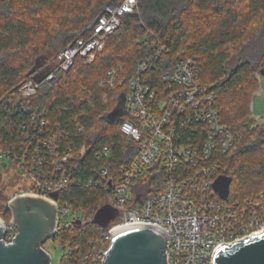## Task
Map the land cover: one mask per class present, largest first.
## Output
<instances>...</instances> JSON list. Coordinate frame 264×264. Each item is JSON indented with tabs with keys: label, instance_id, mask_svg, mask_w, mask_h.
I'll use <instances>...</instances> for the list:
<instances>
[{
	"label": "trees",
	"instance_id": "trees-1",
	"mask_svg": "<svg viewBox=\"0 0 264 264\" xmlns=\"http://www.w3.org/2000/svg\"><path fill=\"white\" fill-rule=\"evenodd\" d=\"M115 1L0 0V147L24 159L42 138L34 125L43 120V136L57 135L60 151L71 147L66 167L80 182L58 195L59 206H69L71 215L67 226L51 237L62 247L61 264L81 263L108 229L91 222L106 199L104 183L122 180L139 146L120 130L129 114L114 121L106 115L127 93L130 76L139 60L152 53L154 39L167 49L149 71L156 88H164L160 75L166 67L189 57L199 64L198 81L215 94V106L232 136V145L217 151L231 178L228 203L264 193V125L258 127L249 111L259 87L256 72L264 65V0H137L92 62L76 56L67 71L55 72L53 83H42L30 99L19 97L18 84L77 36H89L95 17ZM50 21L58 26L54 33ZM41 32L48 37L42 39ZM36 39L41 41L35 44ZM48 69L42 67L35 78L40 80ZM110 70L116 74L113 85L104 82ZM83 146L88 151L81 155ZM102 169L108 171L104 177ZM162 178L159 161L146 167L130 186L128 204L135 205V192L160 191ZM1 211L9 219V210Z\"/></svg>",
	"mask_w": 264,
	"mask_h": 264
},
{
	"label": "built area",
	"instance_id": "built-area-1",
	"mask_svg": "<svg viewBox=\"0 0 264 264\" xmlns=\"http://www.w3.org/2000/svg\"><path fill=\"white\" fill-rule=\"evenodd\" d=\"M136 7L137 0H116L105 5L95 17L89 36L79 35L60 48L51 61L42 65L49 69L40 80L35 74L42 67L18 84L19 97L30 99L42 83H53L55 72L67 71L76 56L92 62L96 53L103 50L106 37L120 25L121 17ZM152 47V53L139 60L130 76L125 94L126 114L130 118L120 124L121 132L138 144V152L124 169L121 181L109 179L104 183L108 193L103 203L117 209L118 214L111 221L116 222L107 226L97 247L77 264H103L112 232L133 224L152 225L166 233L167 264H213L217 246L264 229V193L227 203L228 199L222 200L214 189L215 179L225 171L217 151H226L232 145V136L215 106L214 92L198 81L199 64L189 57H180L161 73L164 88H156L149 71L167 49L158 39L153 40ZM115 76V71L110 70L104 82L113 85ZM35 118L33 114L31 119ZM34 127H40L42 138L32 151L24 153V159L0 147V181L11 160L17 161L14 164L29 180L28 187L6 198L0 209L10 212L9 202L19 194L49 199L57 207L56 233L58 227L67 226L71 215L70 207L59 206L58 198L53 199L51 193L59 195L60 190L80 182L72 178L66 167L73 157L71 147L60 151L57 135L43 136V120ZM87 151L83 146L80 154ZM107 152L104 148V154ZM156 161L162 167L161 190L149 195L135 192V205L128 204L133 181ZM107 174V169L100 172L102 177ZM0 221L6 229L3 241L12 243L18 228L12 223L11 212L5 219L0 211ZM42 248L45 250L43 245Z\"/></svg>",
	"mask_w": 264,
	"mask_h": 264
},
{
	"label": "water",
	"instance_id": "water-1",
	"mask_svg": "<svg viewBox=\"0 0 264 264\" xmlns=\"http://www.w3.org/2000/svg\"><path fill=\"white\" fill-rule=\"evenodd\" d=\"M126 95L121 93L117 106L106 117L114 121L126 114ZM231 178L219 175L214 189L222 200H227ZM53 199L58 192L51 193ZM12 223L18 228L12 243H5V225L0 221V264H50V256L42 245L55 235V203L49 199L19 194L9 202ZM118 211L107 203L94 212L91 222L107 227ZM81 223L80 219L76 220ZM166 233L152 225L133 224L115 229L103 264H167ZM213 264H264V229L260 233L222 243L214 250Z\"/></svg>",
	"mask_w": 264,
	"mask_h": 264
},
{
	"label": "rangeland",
	"instance_id": "rangeland-1",
	"mask_svg": "<svg viewBox=\"0 0 264 264\" xmlns=\"http://www.w3.org/2000/svg\"><path fill=\"white\" fill-rule=\"evenodd\" d=\"M254 19L252 20V22ZM50 33H54L58 26L54 23L49 24ZM48 34V32H47ZM44 32L40 33V37L47 38L48 35ZM67 36V35H66ZM65 37V36H64ZM41 39L34 40V43L37 44ZM63 43H59V47L62 46ZM41 54L36 53L35 57H39ZM120 66V65H119ZM257 83H259V87L257 90L253 92V95L250 100L249 111L251 113L250 118L255 120V124L259 127L264 125V65L259 68L256 72ZM106 93L102 94L104 99H107ZM254 124V125H255ZM29 180L26 175L20 173L16 164L12 163L8 165L3 171L0 181V204L4 203L6 198H10L14 196L20 190H23L25 187H28ZM133 188L130 187V191L132 192ZM228 203V201H226ZM2 206V205H1ZM2 208V207H0ZM1 211V209H0ZM45 250L48 252L50 256V264H61V256H62V247L58 241H53L49 238L45 242L44 246Z\"/></svg>",
	"mask_w": 264,
	"mask_h": 264
},
{
	"label": "flooded vegetation",
	"instance_id": "flooded-vegetation-1",
	"mask_svg": "<svg viewBox=\"0 0 264 264\" xmlns=\"http://www.w3.org/2000/svg\"><path fill=\"white\" fill-rule=\"evenodd\" d=\"M2 203L0 204V207H1Z\"/></svg>",
	"mask_w": 264,
	"mask_h": 264
}]
</instances>
